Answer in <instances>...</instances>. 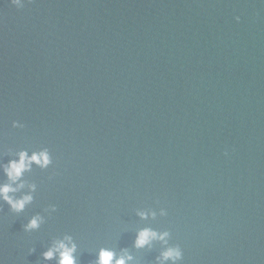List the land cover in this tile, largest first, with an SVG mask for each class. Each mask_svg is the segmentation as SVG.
I'll use <instances>...</instances> for the list:
<instances>
[{
    "label": "water",
    "instance_id": "1",
    "mask_svg": "<svg viewBox=\"0 0 264 264\" xmlns=\"http://www.w3.org/2000/svg\"><path fill=\"white\" fill-rule=\"evenodd\" d=\"M44 148L32 203L0 201L3 264L66 235L79 264H264V2L0 0V164ZM146 228L169 237L137 249Z\"/></svg>",
    "mask_w": 264,
    "mask_h": 264
},
{
    "label": "clouds",
    "instance_id": "2",
    "mask_svg": "<svg viewBox=\"0 0 264 264\" xmlns=\"http://www.w3.org/2000/svg\"><path fill=\"white\" fill-rule=\"evenodd\" d=\"M34 0H11V4L16 9L25 8L26 4L33 3ZM264 2V0H262ZM236 21H240V17H236ZM17 127H23L20 122H16ZM227 156L228 153L226 152ZM52 155L47 148L39 151H33L29 155L28 151H20L16 154V158L8 161L7 164H0V170L3 175L7 177V183H0V201L7 203L11 209L17 213L23 212L25 208L32 203L34 197L31 194L23 195L21 198L16 199L14 194L21 191L25 187L24 175L32 171L33 165L40 169H48L51 167ZM31 191H35V185L31 187ZM142 219H147L148 212L138 213ZM163 214V213H162ZM155 218V212L151 213ZM43 218L40 216L33 217L25 226V231H38ZM169 233H157L156 231L146 228L137 234L135 247L143 249L149 247L153 241L160 240L166 242ZM78 245L72 236L66 235L63 239H57L53 242L52 246L43 253L45 261L55 260L57 264H79L77 260ZM161 260L158 264H181L183 260V252L179 247H168L162 254ZM134 257L130 255L127 250H123L120 255L110 248H100L98 253V260L96 264H133ZM0 264L3 261L0 260Z\"/></svg>",
    "mask_w": 264,
    "mask_h": 264
}]
</instances>
